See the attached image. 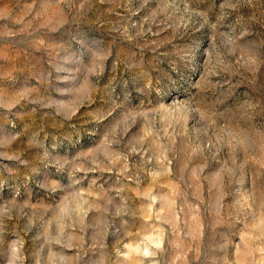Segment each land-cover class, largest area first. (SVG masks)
Instances as JSON below:
<instances>
[{"label": "rangeland", "instance_id": "obj_1", "mask_svg": "<svg viewBox=\"0 0 264 264\" xmlns=\"http://www.w3.org/2000/svg\"><path fill=\"white\" fill-rule=\"evenodd\" d=\"M0 264H264V0H0Z\"/></svg>", "mask_w": 264, "mask_h": 264}]
</instances>
